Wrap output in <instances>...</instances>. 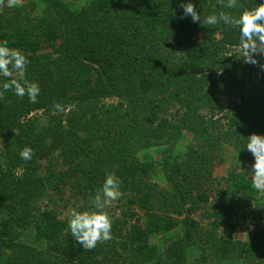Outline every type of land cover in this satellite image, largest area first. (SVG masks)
Listing matches in <instances>:
<instances>
[{"label": "trees", "instance_id": "16d2710c", "mask_svg": "<svg viewBox=\"0 0 264 264\" xmlns=\"http://www.w3.org/2000/svg\"><path fill=\"white\" fill-rule=\"evenodd\" d=\"M180 3L88 0L74 9L50 2L36 21L23 13L27 5L0 4V41L27 56L26 77L41 88L35 104L11 90L0 98V264H184L198 236L203 256L226 259L235 248L245 259L263 254L261 218H251L250 240L234 243L191 214L209 203L221 179L232 206L258 194L249 169L220 180L213 169L224 144L245 159L247 136L264 135V55L246 63L237 29L181 19ZM192 3L202 17L236 16L259 0H238L236 9L223 0ZM179 129L192 141L169 162L170 186L162 187L152 179L155 160L141 151ZM25 146L33 149L29 161L19 156ZM109 173L129 214L112 220L110 240L84 249L69 218L43 202L67 194L66 204L85 210ZM31 227L44 248L27 242ZM173 229L178 238L161 250L153 244Z\"/></svg>", "mask_w": 264, "mask_h": 264}, {"label": "rangeland", "instance_id": "374dc122", "mask_svg": "<svg viewBox=\"0 0 264 264\" xmlns=\"http://www.w3.org/2000/svg\"><path fill=\"white\" fill-rule=\"evenodd\" d=\"M50 2H66L69 6L74 9H79L85 5L88 0H22V4L27 5L25 12L29 16L28 18L36 21V18L42 15L43 10L46 5ZM24 10V9H23ZM52 47H47L44 52H53ZM117 98H110L107 100L108 103L116 102ZM162 144L157 146H152L150 148H145L141 151L148 158H153L154 162V173L152 179L157 181L162 187H169V182L167 181V174L169 172V162L172 161L178 152L182 151L190 142L192 141V134L187 130H175L168 132L162 139ZM167 142V143H166ZM164 145V146H163ZM1 155V146H0ZM254 156L252 153L248 155L245 159H240L237 150L232 144L226 143L219 155V162L213 169V174L217 179H221L227 176L230 170L236 169L242 171L249 169V178L252 179L253 171L252 166L254 164ZM221 184H216L210 193V201L208 204H203L195 212L191 214V217L199 222L204 228H215L218 230V234L227 239L232 240L234 243L243 242L250 240L253 236L254 226L251 223V218H261L259 229L264 231V189L258 190V194L254 198L248 200V205L245 203L235 204L234 206L229 204V193L228 182L221 179ZM67 194L64 198L57 196L56 194L50 195L43 202L46 206L50 208H55L58 214L62 218H69L71 210L76 206V201H71L66 204ZM120 197L111 201L105 211L109 214L112 220L119 218V216H124L127 211L123 207L124 211L121 209ZM76 203V204H75ZM122 204H126L125 201ZM75 205V206H74ZM87 209H90L88 207ZM85 209V210H87ZM220 210L222 213H220ZM138 211V216H143V212ZM132 212V211H130ZM129 214V211L126 212ZM137 216V217H138ZM136 217V218H137ZM135 216L132 219L135 221ZM183 217H181L182 219ZM144 220V219H143ZM176 229H180V226ZM171 230L170 232L163 234L160 233L152 237L153 244H156L159 249L165 247L167 244L172 242L174 239L180 236L179 230ZM260 234V231H259ZM27 242L36 245L38 247L44 248L46 246L45 242H38L36 239L35 230L31 227L25 234ZM199 245L195 247L194 251L189 254L186 262L184 264H261L264 263V250H260L258 254L261 256L249 257L250 259H245V257H239V253L236 248L227 255L225 258H218L207 251L206 255L201 254L200 249L202 248V236L196 237ZM240 247V246H238ZM207 257V258H205Z\"/></svg>", "mask_w": 264, "mask_h": 264}, {"label": "clouds", "instance_id": "9594fccd", "mask_svg": "<svg viewBox=\"0 0 264 264\" xmlns=\"http://www.w3.org/2000/svg\"><path fill=\"white\" fill-rule=\"evenodd\" d=\"M0 4L12 9L22 7V0H0ZM223 7L236 9L238 0H223ZM180 8L183 13L181 19L189 17L193 23L203 26L222 23L237 29L243 53L241 57L246 63L256 64V55H264V0H259L254 7L241 9L236 16L221 11L202 17L192 0H181ZM28 62L27 56L20 49L10 47L6 40L0 41V77L6 80L0 85V98L11 90L19 98L27 96L29 103L38 102L41 88L37 82L26 77ZM54 109L63 111L59 103L54 104ZM245 145L255 158L252 166L254 186L258 190L264 189V135L253 133L247 136ZM19 156L22 160L29 161L32 159L33 149L25 146ZM120 195L118 178L114 173H109L92 198L90 209L80 210L79 207H74L71 210L67 227L82 248L91 250L98 242L111 239L112 219L105 209Z\"/></svg>", "mask_w": 264, "mask_h": 264}]
</instances>
